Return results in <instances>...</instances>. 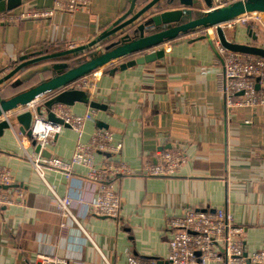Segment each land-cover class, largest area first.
Returning <instances> with one entry per match:
<instances>
[{
	"label": "crops",
	"instance_id": "obj_1",
	"mask_svg": "<svg viewBox=\"0 0 264 264\" xmlns=\"http://www.w3.org/2000/svg\"><path fill=\"white\" fill-rule=\"evenodd\" d=\"M21 1L19 8L2 11L0 16L49 9L54 0ZM132 1L88 0L74 15L58 12L47 20L0 22V79L5 76L3 71L16 68L24 55L63 52L72 49L70 43H75V48L89 44L126 13ZM139 1L135 12L151 0L140 6ZM254 24L256 40L248 34V27L224 30L234 43L264 49V18L259 16ZM134 26L137 24L104 43L117 41L113 39ZM214 33L206 31L207 39L199 34L165 43L160 46L165 50L164 59L151 64L122 71L121 62H114L92 73L97 88L91 99L106 109L98 110L96 119L85 124L82 141L103 129L113 133L114 144L121 145L118 153H97L96 166L109 161L139 172L148 163H158L157 155L163 151L179 153L184 161L174 177L133 174L112 179L109 184L120 201L116 219L88 215L85 206H78L80 201L91 203L99 194V187L83 178L87 169L74 167L78 176L71 180L56 171H45L42 178L29 158L37 156L36 146L29 141L22 145L16 128L4 132L0 165L10 169L25 201L0 208V264H42L44 257L52 255L84 264H128L131 255L167 264L168 222L189 210L229 211L243 229L246 252L264 250V106L227 107ZM102 49L100 45L94 48L95 52ZM92 51L55 63L71 64ZM48 76L42 75L19 90L5 83L0 86V99L29 89ZM71 109L75 115L91 110L79 102ZM76 140L74 130L63 127L47 147L50 158L70 161ZM53 193L71 196L83 230L76 223L61 227Z\"/></svg>",
	"mask_w": 264,
	"mask_h": 264
},
{
	"label": "built area",
	"instance_id": "obj_2",
	"mask_svg": "<svg viewBox=\"0 0 264 264\" xmlns=\"http://www.w3.org/2000/svg\"><path fill=\"white\" fill-rule=\"evenodd\" d=\"M238 1L243 0H211V7L201 3L200 10L207 13ZM87 4L88 0H54L49 9L25 11L12 17L3 15L0 16V22L12 24L19 20H46L58 12L74 15ZM258 15L246 14L220 24V27L234 29L241 25L254 32L256 30L254 21L259 18ZM215 29L208 30L214 33ZM213 45L217 55L216 63L223 70L222 92L227 107L255 108L264 106V59L229 51L221 45L215 33L213 34ZM11 70V68L5 69L4 75ZM69 87L92 93L97 88L96 78L95 76L91 77L90 74ZM69 87L67 88L70 89ZM38 105L42 104L35 103L28 108L34 113L30 129L31 136L28 138L22 133L17 135L22 145L25 141H29L34 146L38 145L41 149H47L55 137L60 134L64 125L49 121L46 113L38 115L36 112ZM51 111L57 118L62 119L64 124L74 130L77 139L74 153L70 161L55 157L44 159L40 154L29 158L33 169L42 178L45 171H56L64 174L67 180H71L78 176L74 167L79 166L87 169L83 178L99 187V194L94 201L86 205L83 201L78 202V206H85L84 211L88 215L112 219L119 217L120 201L109 184L119 175L139 174L147 177L166 178L174 177L181 171L184 162L182 157L179 153L170 151L158 153V163H148L139 172H133L127 165L114 164L109 161L98 167L94 163L97 153L115 154L120 151L121 145L114 144L113 133L103 129L95 132L87 142L82 141L85 124L96 119L97 111L91 109L84 115H75L71 107L61 104L54 105ZM53 195L57 201L56 210L60 216L61 227L67 229L76 223L79 229H82L71 196L62 197L56 193ZM24 201V191L15 184L10 169L5 165H0V208L20 206ZM168 224L171 238L168 244L167 264H264V250L246 252L242 238L243 229L236 225L234 215L225 209L189 210L180 217L171 218ZM42 264H84V262L52 255L44 257ZM128 264L158 263L154 260L145 261L131 255L128 258Z\"/></svg>",
	"mask_w": 264,
	"mask_h": 264
},
{
	"label": "water",
	"instance_id": "obj_3",
	"mask_svg": "<svg viewBox=\"0 0 264 264\" xmlns=\"http://www.w3.org/2000/svg\"><path fill=\"white\" fill-rule=\"evenodd\" d=\"M138 1L133 0L126 13L99 37L85 46L73 47L54 54L37 51L20 57L19 65L0 79V86L8 83L11 89L19 90L33 84L42 78V75L50 74L51 77L14 96L0 99V137L6 130L11 132L15 131V128L18 133H22L28 138L31 136L30 129L34 113L30 110L23 112L30 107V104L41 103L42 105H38L36 108L37 114L46 113L49 121L54 124H63L64 127L70 126L64 124L62 119L52 113L54 105L73 107L79 102L89 105L96 111L105 110L104 105L91 99L92 93L69 86L114 62H121L119 69L124 71L138 65L160 61L165 56V50L160 49L163 44L199 34L202 39H207L208 35L204 33L211 28H216L217 39L229 51L264 59V49L234 43L227 37L225 30L220 27V24L246 14H264V0L238 1L207 13L200 10L201 3L211 7V0H202L203 2L198 0H151L140 11L135 12ZM161 2H165L164 8H161ZM21 4V0H0V12H12ZM154 10H158V12L152 13ZM134 24H137L134 26V30L136 29L135 32L139 33L138 37L131 39L129 35H123L118 39H113L117 41L105 45L104 42L108 39ZM253 33L249 28L248 34L256 40ZM99 45L102 48L105 45L103 52L92 53L88 59L86 57L78 58L75 65L55 63L56 60L62 61L69 56L85 54ZM35 153L42 157H51V153L47 149H41L38 145L35 147Z\"/></svg>",
	"mask_w": 264,
	"mask_h": 264
},
{
	"label": "rangeland",
	"instance_id": "obj_4",
	"mask_svg": "<svg viewBox=\"0 0 264 264\" xmlns=\"http://www.w3.org/2000/svg\"><path fill=\"white\" fill-rule=\"evenodd\" d=\"M144 1H146V0H140L139 1V6L140 5H142L143 4V2ZM149 1V0H148ZM166 5H163V8L165 7ZM30 11H33V10H30ZM25 12V11H24ZM153 12H158V10H154V11H152V13ZM55 16V15H54ZM53 16V17H54ZM262 17H263V15H261ZM52 18V17H51ZM51 18H49V19H51ZM47 20V19H46ZM22 21H26V20H19V21H17V22H15V23H19V22H22ZM15 23H13V24H15ZM105 45H107V44H105ZM105 45L103 46V49L102 50H98L99 52H95V50H93L91 53H100V51H103L104 50V47H105ZM76 45H75V43H70L69 45H68V48H72V47H75ZM90 52H88V54H89ZM90 55H92V54H89V55H87L86 56V59H88L89 57H90ZM80 56H78L77 58H79ZM76 61L77 60H75L74 62H72L70 65H75L76 64ZM46 76H48V75H46ZM94 75L93 74H91V77H93ZM49 77V76H48ZM8 97H10V96H8ZM7 97V98H8Z\"/></svg>",
	"mask_w": 264,
	"mask_h": 264
},
{
	"label": "flooded vegetation",
	"instance_id": "obj_5",
	"mask_svg": "<svg viewBox=\"0 0 264 264\" xmlns=\"http://www.w3.org/2000/svg\"><path fill=\"white\" fill-rule=\"evenodd\" d=\"M135 30L133 28V29H131L129 31L130 34L129 33H125L124 35H129L131 39L136 38V37H138L139 33H136ZM65 60H68V59H65ZM65 60H63V61H65Z\"/></svg>",
	"mask_w": 264,
	"mask_h": 264
},
{
	"label": "bare ground",
	"instance_id": "obj_6",
	"mask_svg": "<svg viewBox=\"0 0 264 264\" xmlns=\"http://www.w3.org/2000/svg\"><path fill=\"white\" fill-rule=\"evenodd\" d=\"M259 16H261V15H259ZM261 17H262V16H261ZM263 18H264V14H263ZM31 105H33V104H30V106H31Z\"/></svg>",
	"mask_w": 264,
	"mask_h": 264
}]
</instances>
